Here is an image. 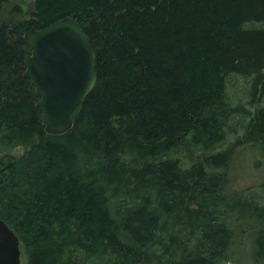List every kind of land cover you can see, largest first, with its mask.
Here are the masks:
<instances>
[{"label": "trees", "instance_id": "trees-1", "mask_svg": "<svg viewBox=\"0 0 264 264\" xmlns=\"http://www.w3.org/2000/svg\"><path fill=\"white\" fill-rule=\"evenodd\" d=\"M31 2L0 21V219L25 264H223L253 231L264 263V205L228 189L225 153L184 165V142L214 143L237 109L230 74L264 91V0ZM73 17L96 48L97 82L64 134L45 132L24 34ZM264 153V108L247 127ZM216 167V168H215Z\"/></svg>", "mask_w": 264, "mask_h": 264}, {"label": "water", "instance_id": "water-1", "mask_svg": "<svg viewBox=\"0 0 264 264\" xmlns=\"http://www.w3.org/2000/svg\"><path fill=\"white\" fill-rule=\"evenodd\" d=\"M24 40L30 50L24 77L39 96L45 132L64 134L97 82L94 42L70 16L43 29L30 28ZM0 264H21L19 239L1 219Z\"/></svg>", "mask_w": 264, "mask_h": 264}, {"label": "rangeland", "instance_id": "rangeland-1", "mask_svg": "<svg viewBox=\"0 0 264 264\" xmlns=\"http://www.w3.org/2000/svg\"><path fill=\"white\" fill-rule=\"evenodd\" d=\"M33 11L31 2L13 1L0 12V21H19L29 19ZM245 27L264 28L262 23H246ZM254 76L230 74L226 77L225 100L237 111L230 116L214 143L184 142L170 153L173 159H179L184 165L206 163L208 158L225 153L227 160L217 171L226 174L227 187L234 192H243L264 205V153L258 146L247 142V127L257 111L264 108V91L255 90ZM231 119V120H230ZM21 148L0 150L5 154L19 155ZM218 153V154H217ZM216 168V167H215ZM253 231L239 233L233 247L231 259L223 264H264L255 257ZM21 264L25 257L21 251Z\"/></svg>", "mask_w": 264, "mask_h": 264}, {"label": "bare ground", "instance_id": "bare-ground-1", "mask_svg": "<svg viewBox=\"0 0 264 264\" xmlns=\"http://www.w3.org/2000/svg\"><path fill=\"white\" fill-rule=\"evenodd\" d=\"M231 120V119H230ZM218 154V153H217ZM208 158V157H207Z\"/></svg>", "mask_w": 264, "mask_h": 264}]
</instances>
